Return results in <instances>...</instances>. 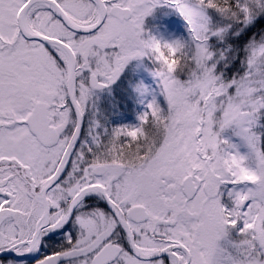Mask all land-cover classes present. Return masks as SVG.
<instances>
[{"label": "snow or ice", "instance_id": "1", "mask_svg": "<svg viewBox=\"0 0 264 264\" xmlns=\"http://www.w3.org/2000/svg\"><path fill=\"white\" fill-rule=\"evenodd\" d=\"M0 264H264V0H0Z\"/></svg>", "mask_w": 264, "mask_h": 264}]
</instances>
